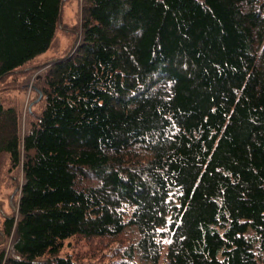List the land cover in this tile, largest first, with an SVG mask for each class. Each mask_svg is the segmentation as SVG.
Instances as JSON below:
<instances>
[{"label":"trees","instance_id":"trees-1","mask_svg":"<svg viewBox=\"0 0 264 264\" xmlns=\"http://www.w3.org/2000/svg\"><path fill=\"white\" fill-rule=\"evenodd\" d=\"M62 6L0 0V81ZM82 29L24 135L0 98V176L24 170L5 264H76L66 240L128 229L120 264H264V0H85Z\"/></svg>","mask_w":264,"mask_h":264},{"label":"rangeland","instance_id":"rangeland-1","mask_svg":"<svg viewBox=\"0 0 264 264\" xmlns=\"http://www.w3.org/2000/svg\"><path fill=\"white\" fill-rule=\"evenodd\" d=\"M84 7L85 0H63L58 29L50 48L0 81V98L7 105L15 106L20 114L21 135L29 130L43 107L39 93L41 80L52 64L76 50L82 37ZM23 181V165L12 167L10 156L6 155L0 176V197L7 199L5 209L14 220L19 215ZM12 195H15L13 207L9 209L8 200ZM13 239L11 234L4 247L7 256L12 251ZM134 239L135 233L130 229L118 237L75 236L65 241L61 254L71 256L76 264H120L125 258V250ZM3 261L2 264H5V259Z\"/></svg>","mask_w":264,"mask_h":264},{"label":"flooded vegetation","instance_id":"flooded-vegetation-1","mask_svg":"<svg viewBox=\"0 0 264 264\" xmlns=\"http://www.w3.org/2000/svg\"><path fill=\"white\" fill-rule=\"evenodd\" d=\"M15 195H12L11 198L8 200V208L10 209L13 207L12 200L14 199ZM6 198L0 197V264L4 263V256L5 253V246L8 243V237H10V230H9V223L12 217L6 212Z\"/></svg>","mask_w":264,"mask_h":264}]
</instances>
